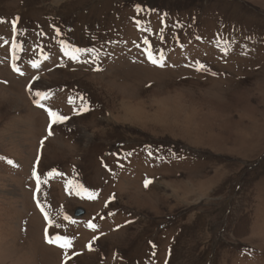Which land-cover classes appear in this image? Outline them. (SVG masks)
<instances>
[{"label":"rangeland","instance_id":"1","mask_svg":"<svg viewBox=\"0 0 264 264\" xmlns=\"http://www.w3.org/2000/svg\"><path fill=\"white\" fill-rule=\"evenodd\" d=\"M13 21L22 41L48 27L42 37L54 43L63 26L57 48L104 28L125 40L156 34L180 69L147 86L141 74L108 70L105 80L46 67L35 100L76 80L97 103L52 96L48 109L71 117L42 142L46 107L18 116L36 71L14 69V36L2 29ZM0 159V264H264V0H0ZM123 165L120 179L108 171ZM104 209L109 233L85 250L95 233L75 222L98 224ZM152 239L155 260L137 263L131 249L147 255Z\"/></svg>","mask_w":264,"mask_h":264},{"label":"snow or ice","instance_id":"2","mask_svg":"<svg viewBox=\"0 0 264 264\" xmlns=\"http://www.w3.org/2000/svg\"><path fill=\"white\" fill-rule=\"evenodd\" d=\"M13 26L15 27V21H13ZM37 95H41V94L38 92ZM83 110L86 111L87 109H83ZM49 114L53 117L54 123L67 119V117L60 116L58 113L52 112L51 110H49ZM49 135H51V131H49ZM148 183H150V181H146L145 186H147ZM60 239H61V237H59V236L56 237L57 241ZM64 241H65L64 244L61 245L62 247H70L71 246L70 241L67 238H64ZM48 242L53 243L54 241L49 238Z\"/></svg>","mask_w":264,"mask_h":264},{"label":"bare ground","instance_id":"3","mask_svg":"<svg viewBox=\"0 0 264 264\" xmlns=\"http://www.w3.org/2000/svg\"><path fill=\"white\" fill-rule=\"evenodd\" d=\"M41 77H42V75H41ZM45 77V76H44ZM48 78V77H47ZM46 79V78H45ZM263 91V90H262ZM3 94V93H2ZM4 99V98H3ZM130 101H125V102H123V107L122 108H124L125 110H126V112H130L129 114H131L132 113V111L130 110V109H132V110H134L132 107H129V106H131L130 105ZM125 114H127V113H125ZM250 119V118H249ZM252 119V118H251ZM197 126V125H196ZM198 127V126H197ZM237 131H238V128H237ZM243 134V133H242ZM237 137V136H236ZM205 139V138H204ZM237 139H238V137H237ZM236 142V141H235ZM201 143V142H200ZM235 147H236V145H235ZM239 147V146H238ZM241 147V146H240ZM232 150H234V149H232ZM133 158V157H132Z\"/></svg>","mask_w":264,"mask_h":264},{"label":"water","instance_id":"4","mask_svg":"<svg viewBox=\"0 0 264 264\" xmlns=\"http://www.w3.org/2000/svg\"><path fill=\"white\" fill-rule=\"evenodd\" d=\"M80 213H82V212H80Z\"/></svg>","mask_w":264,"mask_h":264}]
</instances>
